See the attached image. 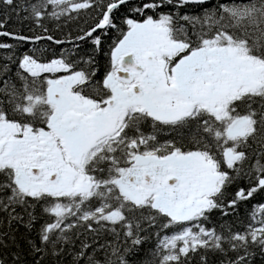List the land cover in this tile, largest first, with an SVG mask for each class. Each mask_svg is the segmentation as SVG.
Masks as SVG:
<instances>
[{
  "label": "snow or ice",
  "instance_id": "obj_1",
  "mask_svg": "<svg viewBox=\"0 0 264 264\" xmlns=\"http://www.w3.org/2000/svg\"><path fill=\"white\" fill-rule=\"evenodd\" d=\"M262 201L264 0H0V264H264Z\"/></svg>",
  "mask_w": 264,
  "mask_h": 264
},
{
  "label": "trees",
  "instance_id": "obj_2",
  "mask_svg": "<svg viewBox=\"0 0 264 264\" xmlns=\"http://www.w3.org/2000/svg\"><path fill=\"white\" fill-rule=\"evenodd\" d=\"M257 200H261V197L258 196L257 197ZM262 202H264V201H262ZM249 210H250V208L245 207V206H241V208H240V217L242 219H244L245 221L247 219V213H248ZM229 219L231 220L232 218H229ZM218 222H220V217H219V214L217 213V214H214L213 215L212 220L208 224V226L211 227L213 225H218ZM236 226L239 227L240 225L237 223ZM256 264H261V261H260V257L259 256L256 257Z\"/></svg>",
  "mask_w": 264,
  "mask_h": 264
}]
</instances>
